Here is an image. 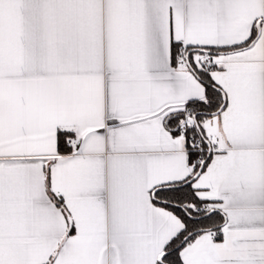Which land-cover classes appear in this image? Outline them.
<instances>
[{
    "label": "snow or ice",
    "instance_id": "1",
    "mask_svg": "<svg viewBox=\"0 0 264 264\" xmlns=\"http://www.w3.org/2000/svg\"><path fill=\"white\" fill-rule=\"evenodd\" d=\"M0 264H264V0H0Z\"/></svg>",
    "mask_w": 264,
    "mask_h": 264
}]
</instances>
